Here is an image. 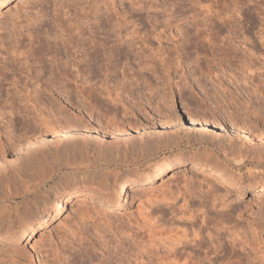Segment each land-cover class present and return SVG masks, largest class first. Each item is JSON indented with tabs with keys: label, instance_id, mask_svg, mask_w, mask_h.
Listing matches in <instances>:
<instances>
[{
	"label": "rangeland",
	"instance_id": "rangeland-1",
	"mask_svg": "<svg viewBox=\"0 0 264 264\" xmlns=\"http://www.w3.org/2000/svg\"><path fill=\"white\" fill-rule=\"evenodd\" d=\"M13 6L11 14L0 19V75L8 72L9 81L13 78L20 81L30 63L31 70L34 68L36 72L45 62L46 65H54L61 57L62 63L71 59L69 62L72 65L78 63L77 67L75 64L74 67L67 65L63 71L66 73L69 67L71 71L68 68L67 72L71 74H67L72 76L61 77L63 81L59 87H65H61L60 94L63 96L58 97L56 107L62 111L57 113V118L61 124L68 120L80 131L90 134L85 139L77 133L73 137L64 136V144H81L84 141L90 149L88 158L76 153L66 164L61 161H66V158H61L50 148L47 138L33 144L25 139L27 136L20 130L26 142L21 141V137L18 142L26 146L18 145L4 155L0 153V264H41L59 252L62 258L64 256L63 260H67L66 263L62 260L63 264H82L80 260L88 257L94 264H99L105 258L98 244L105 238L110 246L116 244L125 249V255H122L126 256L123 257L126 262L123 264H163L160 259L166 254L172 257L174 264H264V187L250 188L257 181L264 182V0H18ZM197 30L204 39L201 42L194 37ZM140 40H144L142 44L147 42L141 46ZM46 42H50V45L46 44L50 47L55 44V49L58 44L59 52L58 49L55 53V49L43 46ZM133 42L146 48L145 54H117L115 47L125 50L126 44ZM40 46L46 48V55ZM35 48H40L38 51L41 53L33 52ZM95 49H103L102 56L107 60L100 62L102 66L99 63L98 66L92 63L83 66L86 53ZM10 54L13 58L23 54V57H18L23 59L21 63L24 61L27 70L24 67L20 70V66L13 64ZM34 55L36 58L47 57L40 58V64L39 58L36 60ZM27 57L28 60L24 59ZM147 58L153 61V65L149 63L152 71L147 67L141 69ZM8 59L12 66L8 64ZM168 59L174 66L170 64L169 71L165 65ZM103 62L108 64L103 65ZM8 68L11 70L8 71ZM21 71L24 74H20ZM87 73L92 77L89 78L93 86L83 81ZM40 75L43 76L42 73ZM217 77L224 82L222 86L225 88L238 89L237 92L232 90V97L235 98L230 102L226 98L230 97L229 92L224 95L220 86L217 91ZM213 79L216 84L211 81ZM64 80L69 81L65 84ZM195 80H202L201 85L207 87L210 96L201 93L202 88ZM207 81L216 86H209L211 83ZM85 87L89 88L88 91ZM67 90H74L71 91L72 107L68 104L71 98L66 95ZM1 94L0 100L3 99ZM206 98L213 99L212 107V100ZM222 98L231 107L223 105ZM1 106L0 102L2 109ZM124 108L137 112L138 117L133 118L132 111ZM115 123H119L120 127ZM106 127L115 131L103 133ZM97 131L98 134H105L108 140L113 136H119L118 139L129 137L128 145H131L119 163L109 167L98 165L96 160L105 155L98 156L91 148L98 144L93 137ZM16 132L14 136H19V131ZM1 140L5 141L4 135ZM12 143L15 144L14 141ZM23 146L26 150L29 146V150L23 152L22 149V154L18 148ZM102 146L109 148L112 145L104 143ZM39 147L45 148L47 164L33 170L19 168L26 154L32 155ZM231 147L235 148L234 151L239 149L238 155L230 153ZM160 158L171 162L184 160L185 164L170 165L153 182L132 184L126 195L112 188L124 174L145 173L148 165ZM193 158L197 166L192 165ZM78 165H83L82 169L74 168ZM98 172L103 177V192L80 186L82 177L91 179ZM216 176L227 184L216 181ZM59 187H68L70 191L80 193L72 196L40 231L30 227L22 234L25 223L35 221L34 214L40 206L34 203L31 210L24 211L21 206L25 198L22 195L17 199L5 197L7 192L29 190L28 199L38 194L44 198L50 192L57 194ZM213 187L211 196L206 195ZM106 194L111 197L109 203L123 205L129 201L130 204L121 208L105 206L103 195ZM13 233L18 234L14 241L6 238ZM182 236L181 241L188 243L192 239V243L184 247L177 244L175 250L169 253L172 243L176 244L172 240ZM135 253L140 255L136 257Z\"/></svg>",
	"mask_w": 264,
	"mask_h": 264
},
{
	"label": "bare ground",
	"instance_id": "bare-ground-1",
	"mask_svg": "<svg viewBox=\"0 0 264 264\" xmlns=\"http://www.w3.org/2000/svg\"><path fill=\"white\" fill-rule=\"evenodd\" d=\"M16 1H18V0H0V19H2L3 17H6V16H8V15H10L11 14V12H12V9L14 8V6H13V4L16 2ZM202 11V10H201ZM209 11V10H208ZM213 11V10H212ZM203 12V11H202ZM201 12V13H202ZM211 12V11H210ZM198 13H200V12H198ZM200 13V14H201ZM215 13V12H214ZM199 14V15H200ZM204 15H205V12L203 13ZM206 14H207V11H206ZM210 15H211V13H210ZM215 15V14H214ZM246 16V15H245ZM245 16H243V17H245ZM173 17V16H172ZM208 17H209V15H208ZM207 17V18H208ZM213 17V16H212ZM234 17V16H233ZM232 17V18H233ZM74 18V17H73ZM119 19V18H118ZM205 19V18H204ZM211 19V18H210ZM166 20V19H165ZM209 20V19H208ZM214 20V19H213ZM215 20H217V19H215ZM244 20V19H243ZM77 21V20H76ZM76 21H75V23H76ZM156 21V20H155ZM168 21H169V19H168ZM179 21V20H178ZM234 21V20H233ZM164 22V21H163ZM212 22V21H211ZM238 22V21H237ZM74 23V24H75ZM78 23H80V22H78ZM78 23H77V25H78ZM157 23V22H156ZM166 23V22H165ZM165 23H164V25H165ZM168 23H170V22H167V24ZM235 23H236V20H235ZM73 24V27L75 26ZM81 24H83V23H81ZM166 24V25H167ZM229 24H230V22H229ZM84 25V24H83ZM234 25V24H233ZM72 26V25H71ZM79 26V25H78ZM230 26V25H229ZM76 27V26H75ZM233 27V26H232ZM83 28V27H82ZM163 28H165V27H163ZM187 28V27H186ZM12 29H14V28H12ZM79 29V28H78ZM242 29V28H241ZM83 30V29H82ZM180 30H183V29H180ZM237 30V29H236ZM85 31V30H84ZM83 32V31H82ZM135 32V31H134ZM178 32V31H177ZM239 32H240V30H239ZM15 33V32H14ZM84 33V32H83ZM83 33H81V34H83ZM93 33V32H92ZM180 33V32H179ZM183 33H185V32H183ZM188 33V32H187ZM189 33H190V31H189ZM201 32L199 31V30H197L196 31V34H194L195 36V39H198L200 42L201 41H203L204 39L203 38H201V34H200ZM237 33V32H236ZM20 34V33H19ZM80 34V33H79ZM89 34H91V33H89ZM247 34V33H246ZM12 35V34H11ZM180 35H181V33H180ZM16 37V36H15ZM82 37H84V36H82ZM93 37H94V35H93ZM140 37V36H139ZM143 37V36H142ZM146 37V36H145ZM171 37V36H170ZM184 37V36H183ZM186 37V36H185ZM17 38V37H16ZM22 38V37H21ZM90 38H92V36L90 37ZM108 38V37H107ZM144 38V37H143ZM158 38V37H157ZM166 38H167V36H166ZM169 38V37H168ZM189 38V37H188ZM12 39H14V38H12ZM24 39V38H23ZM81 39V38H80ZM173 39V38H172ZM203 39V40H202ZM20 40V39H19ZM48 40V39H47ZM46 40V41H47ZM54 40V39H53ZM91 40V39H90ZM109 40V39H108ZM145 40V39H144ZM144 40H140V45L141 46H143L146 42H144V44H142L143 43V41ZM148 40V39H147ZM167 40V39H166ZM171 39H169V41H170ZM18 41V40H17ZM21 41V40H20ZM52 41V40H51ZM55 41V40H54ZM92 41V40H91ZM103 41V40H102ZM14 42V41H13ZM57 42V41H56ZM104 42H106V41H104ZM126 42H127V40H126ZM185 42H188V41H185ZM190 42V41H189ZM50 43V42H49ZM49 43H44L43 44V46L45 45V46H49L50 44ZM58 43V42H57ZM94 43V42H93ZM93 43H92V45H93ZM98 43V42H97ZM101 43V42H100ZM114 43V42H113ZM116 43V42H115ZM119 43V42H118ZM120 43H121V41H120ZM123 43V42H122ZM121 43V44H122ZM202 43H204V42H202ZM16 44V43H15ZM19 44V43H18ZM46 44H49V45H46ZM60 44V43H59ZM76 44V43H75ZM83 44V43H82ZM95 44V43H94ZM119 45V44H117V46H123V45ZM139 43H136V42H133V43H131V44H126L127 45V47H126V49L125 50H122L120 47H115L116 48V52H117V54L118 55H121V54H125V55H128V53H131L132 54V52H135L134 53V55H136V54H140L141 55V52L142 53H144V51H145V49H143L142 47H140L139 45H138ZM149 44V43H148ZM185 44H188V43H185ZM184 44V45H185ZM55 45V44H54ZM53 45V46H54ZM99 45V44H98ZM97 45V46H98ZM114 45V44H113ZM158 45H159V43H158ZM189 45V44H188ZM16 46V45H15ZM42 46V45H41ZM40 46V47H41ZM50 47V48H53V49H55L54 47ZM56 46V45H55ZM58 44H57V48L54 50L55 51V53H57L56 51H57V49H58ZM76 46H77V44H76ZM151 46V45H150ZM180 46V45H179ZM187 46V45H186ZM17 47V46H16ZM80 47V46H79ZM95 47V46H94ZM100 47V46H99ZM103 47H106V46H103ZM125 47V46H124ZM149 47V46H148ZM162 47V46H161ZM165 47V46H164ZM183 47V46H182ZM42 49H40V48H38V49H40L41 51L42 50H44V52H45V55H46V48H43V47H41ZM75 48V47H74ZM114 48V47H113ZM152 48V47H151ZM171 48V47H170ZM188 48V47H187ZM190 48V47H189ZM36 49V48H35ZM38 49H36L35 51H33V52H36V51H38ZM47 49H48V47H47ZM92 49H94L93 48V46H92ZM112 49V48H111ZM142 49H143V51H142ZM7 50V49H6ZM9 50V49H8ZM16 50V49H15ZM32 50H34V49H32ZM39 50V51H40ZM51 50V49H50ZM59 50L60 49H58V52H59ZM64 50H65V48H64ZM101 50H103V49H101ZM101 50H99V49H95V50H93L91 53H86V58H84L83 60H84V62L82 63V65L83 66H89L90 65V63H92V64H95V65H97L98 63H99V66L101 65L102 66V63H100L101 61H103V59H106L107 60V58H105V57H103L102 56V54H103V52L101 53ZM113 50V49H112ZM148 50H151L152 51V49H148ZM161 50V49H160ZM164 50V49H163ZM177 50V49H176ZM183 50V49H182ZM11 51H13V50H11ZM38 51V52H39ZM47 51H49V49L47 50ZM67 51V50H66ZM173 51V50H172ZM181 51V50H180ZM38 52H37V54H38ZM51 52L53 53V51L51 50ZM61 52H62V50H61ZM68 52V51H67ZM67 52H64V54H66ZM86 52V51H85ZM150 52V51H149ZM6 53V52H5ZM39 53H41V52H39ZM50 53V52H49ZM54 53V54H55ZM106 53V52H105ZM151 53V52H150ZM171 52H169V54H170ZM12 54H15V53H12ZM12 54H10V55H12ZM17 54V53H16ZM27 54V53H26ZM29 54V53H28ZM44 54V53H43ZM43 54H42V56H43ZM53 54V56H56V55H54ZM59 54V53H58ZM61 54V53H60ZM71 54V53H70ZM145 54V53H144ZM154 54V53H153ZM164 54V53H163ZM9 55V56H10ZM22 55V57L24 56L23 54H21ZM21 55L19 54L18 56H20L21 57ZM40 55V54H39ZM47 55H48V53H47ZM50 55V54H49ZM147 55V54H146ZM148 55H150V54H148ZM15 56H17V55H15ZM14 56V57H15ZM15 57V58H13V55L11 56L12 58H11V62L14 64V63H16L17 65H18V67L20 68V70H21V68H23L24 67V70H27V69H25L26 68V66H24L23 65V62L21 63V61L23 60H21V59H19V57ZM29 56V55H28ZM31 56V55H30ZM33 56V55H32ZM37 56V55H36ZM42 56H40V58H46V57H42ZM63 56V55H62ZM71 56V55H70ZM77 56V55H76ZM105 56V55H104ZM34 57H35V55H34ZM60 57V56H59ZM58 56H57V58H59ZM66 57H68V55H66ZM84 57V56H83ZM138 57V56H137ZM7 58V57H6ZM31 58V57H30ZM39 57H35V59L37 60ZM40 58H39V60H40ZM54 58H56V57H54ZM53 58V59H54ZM56 58V59H57ZM136 58V57H135ZM151 58V57H150ZM24 59H26V60H28V57L27 58H24ZM63 58L61 57V60H62ZM71 59V58H70ZM148 59V60H147ZM146 60H145V64L143 63V65H142V68L141 69H146V67L149 69V70H151L152 69V67L151 66H149L150 64L149 63H151L152 64V59L150 60L149 58H147ZM176 59V61H177V58H175ZM49 60V59H48ZM57 60L59 61V62H57ZM56 61H55V59H54V61L55 62H57V63H55L54 65H46V62L44 63V64H42L41 66H39V68L41 67V70H37V72L35 71L36 69H34L33 68V66H32V70H31V63L28 65V66H30V67H28V70H27V72L25 73V75H23V76H20L22 79H24V80H22L20 77V79L22 80H20V81H16V80H14V78H13V76H11L13 79L11 80V81H9L7 78H8V76H6V74L8 73H6V74H3L2 76L0 75V93H2L1 95V97L3 98H1L2 100H0V102H1V104H2V111L0 110V129L1 128H3L4 130L3 131H1L0 130V137L2 136V135H4V137H5V141H0V142H2V143H0V145H2L1 146V154H3L4 155V153L5 152H8V151H10V150H14L15 149V147H19L18 145H20V146H22L26 141H24V137L22 138L21 136H22V134H24L25 136H27L25 139H27L28 141H30V142H33V144H37V142L38 141H42V139H48V141H49V143H50V148L53 150V151H55L57 154H58V156H61V158H66V161H64V160H61L62 162H64V163H66V164H68V162H69V160H70V156L71 155H73V157H75L76 156V153H78V156H86L87 158H88V153H89V149H90V147L89 146H87V144H85V142L84 141H82V143L81 144H77V143H74V142H72V143H67V144H64L62 141H63V137L64 136H68V137H73V135L74 134H78L80 137L82 136V139H85V138H87L90 134L89 133H85L83 130L82 131H80L79 129H78V127H76L72 122H68V120L67 121H62L63 123L61 124L60 123V121H59V117L57 118V113L58 112H60V111H62V109H58L57 107H56V105H57V103H59V98H60V96L59 95H61L62 93V89L63 88H61L62 86H64V85H61V87H59V85L61 84V81H63L62 79H64L63 77L65 76V78L66 77H71L72 75H68L67 73H69V72H67L68 71V68H67V70H66V73L65 72H63V71H65V67L67 66V65H69L70 66V64H71V62H69V61H71V60H69V57H68V60L69 61H66L65 60V62L63 61V63L61 62V60L60 59H57ZM106 60H104V61H106ZM144 59H142V61H143ZM164 60V59H163ZM7 61V60H6ZM9 61H10V59H8V64L9 65H11L10 63H9ZM53 61V60H52ZM76 61V60H75ZM80 61V60H79ZM134 61V60H133ZM140 61V60H139ZM168 62H166V70H167V68H168V71L171 69V63H172V60H170V59H168L167 60ZM175 61V62H176ZM186 61V60H185ZM27 62V61H26ZM40 62V64H41V60L39 61ZM44 62V60H42V63ZM49 62H51V61H49ZM73 62V61H72ZM110 62V61H109ZM138 62V61H137ZM141 62V61H140ZM178 62V61H177ZM176 62V64H178L179 66L181 65L180 64V62H178L177 63ZM29 63V62H28ZM27 63V64H28ZM38 63V62H37ZM54 63V62H53ZM52 63V64H53ZM74 63V62H73ZM111 63V62H110ZM134 63V62H133ZM185 63V62H184ZM27 64H25V65H27ZM40 64H38V65H40ZM75 64V63H74ZM73 64V65H74ZM91 64V65H92ZM105 63L103 62V65H104ZM106 64H108V62L106 63ZM105 64V65H106ZM112 64V63H111ZM139 65H140V63H138ZM137 64V65H138ZM142 64V63H141ZM171 64V65H170ZM175 64V63H174ZM4 65V64H3ZM72 64H71V67L73 66ZM79 64L78 63H76L74 66H78ZM153 65V64H152ZM164 65V64H163ZM8 66V65H7ZM6 66V67H7ZM12 66V65H11ZM14 66V68H15V65H13ZM73 66V67H74ZM98 66V65H97ZM160 66H161V64H160ZM173 66V65H172ZM176 66V65H175ZM9 67V66H8ZM75 67V68H76ZM80 67H82L81 65H80ZM93 67V66H92ZM106 67V66H105ZM104 67V68H105ZM137 67V66H136ZM155 67V66H154ZM164 67V66H163ZM13 68V69H14ZM18 68V69H19ZM37 68V67H36ZM83 68V67H82ZM91 68V67H90ZM100 68H102V67H100ZM108 68V67H107ZM173 68H174V66H173ZM9 69L11 70V68H8L7 70L9 71ZM81 69V68H80ZM147 69V70H148ZM225 69V68H224ZM15 70V69H14ZM17 70V69H16ZM33 70H34V72H33ZM69 70H70V68H69ZM82 70V69H81ZM91 69H89V72L91 73V71H90ZM101 70H103V68L101 69ZM107 70V69H106ZM133 70V69H132ZM156 70V69H155ZM19 71V70H18ZM23 71V70H22ZM21 71V73L20 74H22L23 72ZM71 71V70H70ZM84 71H85V69H84ZM144 71V70H143ZM152 71V70H151ZM167 71V74H168V76H169V72ZM16 72V71H15ZM14 71H13V73H14V75H16V73H15ZM137 72V71H136ZM139 72V71H138ZM148 72V71H147ZM214 72V71H213ZM212 72V73H213ZM4 73V72H3ZM10 73H11V71H10ZM43 74V76L42 75H40V74ZM1 74V73H0ZM24 74V73H23ZM69 74H71V72L69 73ZM134 74V73H133ZM153 74H154V72H153ZM179 74V73H178ZM8 75V74H7ZM18 75V74H17ZM64 75V76H63ZM68 75V76H67ZM183 75V74H182ZM205 75V74H204ZM207 75V74H206ZM92 76H93V74H92ZM208 76H210V75H208ZM213 76H215V75H213ZM216 76H217V74H216ZM17 77V76H16ZM15 77V78H16ZM41 77H43L44 79H42ZM61 77H62V79H61ZM85 77V76H84ZM89 77H91V76H89V73H87V77H85V79L83 78V81H84V83L85 84H87V83H91V81H90V78ZM196 77V76H195ZM89 78V79H88ZM131 78V77H130ZM157 78H158V75H157ZM231 78V77H230ZM61 79V80H60ZM69 79V78H68ZM91 79H92V77H91ZM159 79V78H158ZM196 79V78H195ZM202 79V78H201ZM207 79V78H206ZM212 79V78H211ZM217 79V81H218V79H219V77H217L216 78ZM221 79V78H220ZM219 79V83H217L218 85L216 86L215 84V82H217V81H214V79L213 80H211V81H214V83L212 82L211 83V81H207L208 83H211L209 86H211V85H213L214 87L216 86V88L218 89L219 88V86H220V91L222 90V92H224V95H226L225 94V92H229L230 94H229V96L230 97H226V96H224V98L226 97V98H228L227 100H229L228 102H230L233 98H235V96L234 97H232L233 95H232V90L230 89V87H227L226 86V88L224 87V86H222V84L224 83V82H222V80H220ZM232 79V78H231ZM234 79V78H233ZM121 80H123V79H121ZM205 80V79H204ZM228 80V79H227ZM69 80H64V83L66 84V82H68ZM196 81V84L200 87V88H202V90L201 91H203V92H201L202 94H204L206 97H208V96H210V95H208V92H207V87L206 86H204V85H201L202 83H201V81L200 80H195ZM195 81H193V82H195ZM237 81V80H236ZM205 82V81H204ZM203 82V83H204ZM230 82V81H229ZM228 82V83H229ZM82 84H83V82H82ZM92 84V86H93V83H91ZM189 84V83H188ZM226 84V83H225ZM231 84H233V83H231ZM237 84V83H236ZM243 84V83H242ZM246 84H248V83H246ZM251 84V83H250ZM84 85V84H83ZM89 85V87L91 86L90 84H88ZM185 85H186V83H185ZM190 85H191V83H190ZM224 85V84H223ZM230 85V84H229ZM238 85V84H237ZM236 85V86H237ZM241 85V84H240ZM252 85V84H251ZM6 86H8V87H6ZM67 86V85H66ZM85 86V85H84ZM187 86V85H186ZM213 86H212V88H213ZM244 86H245V84H244ZM65 87V86H64ZM68 87V86H67ZM83 87V86H82ZM132 87V86H131ZM151 87V86H150ZM188 87V86H187ZM222 87L224 88V89H222ZM246 87V86H245ZM86 88V90L87 89H89V88H87V87H85ZM130 88V87H129ZM134 88V87H133ZM153 88V87H152ZM66 89V88H65ZM81 89V88H80ZM210 89V88H209ZM213 89H215V88H213ZM216 89V90H217ZM219 89L217 90V91H219ZM249 89V88H248ZM76 90V89H75ZM132 90V89H131ZM150 90V89H149ZM235 91L236 90H238L237 88L236 89H234ZM233 90V91H234ZM240 90V89H239ZM72 90H67L66 91V95L68 96V97H70L71 99H70V101H69V103L68 104H71L70 102H71V100H72V92L74 91H72ZM83 91V90H82ZM88 91V90H87ZM108 91V90H107ZM210 91H211V89H210ZM209 91V93H211ZM216 91V92H217ZM77 92V91H76ZM84 92V91H83ZM153 92V91H152ZM182 92V91H181ZM214 92V91H213ZM237 92V91H236ZM61 93V94H60ZM65 93V92H64ZM78 93V92H77ZM109 93V92H108ZM151 93V92H150ZM193 93V92H192ZM219 93V92H218ZM238 93H239V91H238ZM74 94V93H73ZM148 94H149V92H148ZM196 94V93H195ZM214 94V93H213ZM213 94H211V95H213ZM221 94V93H220ZM75 95V94H74ZM80 95V94H79ZM217 95V94H216ZM238 95V94H237ZM63 95H61V97H62ZM66 96V98L68 99V97ZM116 96V95H115ZM115 96H114V98H115ZM118 96V95H117ZM59 97V98H58ZM76 97V96H75ZM112 97V96H111ZM140 97V96H139ZM146 97V96H145ZM149 97V96H148ZM151 97V96H150ZM215 97V96H214ZM221 97V96H220ZM223 97V96H222ZM76 98H78V97H76ZM113 98V97H112ZM113 98V99H114ZM152 98V97H151ZM224 98H222V101H224L222 104L223 105H225L227 102H225V100H226V98H225V100H224ZM63 99V98H62ZM66 99V100H67ZM112 99V100H113ZM118 100H121V98L119 99V98H117ZM215 99V98H214ZM65 100V101H66ZM117 100V101H118ZM202 100V99H201ZM206 100H212L211 101V105H210V107H212L214 104L212 103V102H214L213 101V99H211V98H206ZM217 100L218 99H215V102H217ZM116 101V100H115ZM151 101V100H150ZM74 102V101H73ZM233 102H235V100L233 101ZM66 103V104H67ZM209 103H210V101H209ZM219 105H220V103H219V101L217 102ZM74 104V103H73ZM213 104V105H212ZM231 104V103H230ZM229 104V105H230ZM237 104V101L235 102V105ZM48 105L50 106V107H48ZM126 105V104H125ZM217 105V104H216ZM218 105V106H219ZM227 105V104H226ZM225 105V106H226ZM232 105V104H231ZM59 106V105H58ZM69 106H73L72 104L71 105H69ZM68 106V107H69ZM133 106H134V104H133ZM221 107H223L222 105H220ZM228 106V105H227ZM233 106H234V103H233ZM62 107V106H61ZM63 107H64V105H63ZM125 107V106H124ZM131 108H132V106H130ZM135 107H138V106H135ZM209 107V108H210ZM228 107H231V106H228ZM227 107V108H228ZM236 107V106H235ZM234 107V108H235ZM49 108V109H48ZM60 108V107H59ZM226 108V109H227ZM233 108V109H234ZM237 108V107H236ZM235 108V109H236ZM67 109V108H66ZM68 109H70V108H68ZM125 110H126V108H124ZM128 109L129 108H127V110L126 111H128ZM132 109H134V107L132 108ZM135 109H137V108H135ZM216 108L214 107V109L213 110H215ZM221 110L223 109V110H225L224 108H220ZM229 109H232V108H229ZM232 109V110H233ZM124 110V111H125ZM129 110H131V109H129ZM145 110V109H144ZM143 110V111H144ZM217 110H218V107H217ZM64 111V110H63ZM70 111V110H69ZM126 111H125V113H126ZM132 111V110H131ZM139 111V110H138ZM142 110H140L139 112H141ZM146 111V110H145ZM216 111V110H215ZM67 112V111H66ZM217 112V111H216ZM231 112V111H230ZM132 113V115H133V118L135 117V119L138 117V115H137V112L135 113L134 111H132L131 112ZM220 113V112H219ZM52 114V115H51ZM130 114V113H129ZM139 114V113H138ZM215 114V113H214ZM217 114V113H216ZM231 114V113H230ZM49 115H51V117L49 116ZM59 115V114H58ZM22 117H24V118H22ZM133 118H131V119H133ZM130 119V120H131ZM134 119V120H135ZM172 120V119H171ZM116 124V123H115ZM114 124V125H115ZM214 124V123H213ZM118 125H119V123H118ZM117 124L115 125V126H118ZM131 125V124H130ZM129 125V126H130ZM80 126V125H79ZM128 126V125H127ZM132 126V125H131ZM130 126V127H131ZM216 126V125H215ZM120 126H118V128H119ZM130 127H127L128 128V130H130L131 128ZM115 129H117V127H114ZM132 128H133V126H132ZM11 130V131H10ZM20 130L22 131V134H20ZM127 129H126V131H128ZM16 131H19V136L17 135V136H14L15 134H14V132H16ZM115 130H113V131H110V130H108L107 129V127H106V129L104 130V132L103 133H107V134H109V133H113ZM120 131H122V130H120ZM98 132L99 131H97V133H94V135H93V137L95 138V140H97V142H98V144H96L94 147L92 146L91 148L94 150V152H95V154H97L98 156H103V155H105L104 157H100V158H98L96 161H99V163H98V165L100 166V167H109V166H111L112 164H117V163H119L121 160H120V158H121V156L122 155H125L126 154V151L127 150H129V147H130V145H128V143H129V137H127L126 138V136H125V138L123 139L122 138V136H121V139H118L119 138V136L117 137V136H113V139L111 138V140H108V139H106V135L105 134H98ZM125 134H126V132L125 131H123ZM121 133V132H120ZM7 134V135H6ZM16 134H17V132H16ZM124 134V135H125ZM123 135V136H124ZM247 135V134H246ZM245 135V137H247L248 138V135L246 136ZM17 137H19V138H17ZM20 137L22 138L21 139V141H24V143H21V142H18V140H20ZM85 137V138H84ZM115 137H117V138H115ZM246 138V139H247ZM250 138V137H249ZM249 138H248V140H249ZM4 140V139H3ZM14 141V143L15 144H13L12 142ZM12 141V142H11ZM250 141V140H249ZM67 142V141H66ZM120 142V143H119ZM21 143V144H20ZM64 145H63V144ZM104 143H109V144H111L112 146L111 147H109V148H104L102 145L104 144ZM122 143V144H121ZM16 145V146H15ZM25 145V144H24ZM121 145V146H120ZM126 145V146H125ZM128 145V146H127ZM26 146V145H25ZM25 146H23V147H20V148H18L19 149V153L21 152V150L23 149V152H25V150L26 149H24L25 148ZM39 146V145H38ZM36 147V146H35ZM136 147V146H135ZM143 147V146H142ZM134 148V147H133ZM17 149V148H16ZM135 149V148H134ZM137 149V148H136ZM234 147L232 148H230V153L232 152H234V153H238V150H236V151H234ZM27 150H29V146H27ZM26 150V151H27ZM33 149L31 148V151H32ZM131 151V150H130ZM17 152V153H18ZM23 152H21L22 154H23ZM18 153V154H19ZM28 153V152H27ZM135 153V152H134ZM240 153V152H239ZM0 154V155H1ZM6 154V153H5ZM29 154V153H28ZM45 155H46V151H45V148H43V147H39V148H37L36 150H35V152L34 153H32V155H27L26 154V156H25V159L22 161V164H21V167H19V168H24V169H26V170H33L34 168H36V167H41V166H45L46 164H47V159H46V157H45ZM238 155V154H237ZM6 156V155H5ZM126 156V155H125ZM1 157V156H0ZM19 158V157H18ZM4 159V158H3ZM1 161V160H0ZM20 161V160H19ZM208 161V160H207ZM206 161V162H207ZM254 161V160H253ZM124 162V161H123ZM3 163V162H2ZM172 164H175V165H177V166H182V165H184L185 164V161L184 160H179V161H175V162H171L169 159H166V158H160V159H157V160H154V161H152L149 165H148V167H147V169H146V171H145V173H134V172H128V173H126V174H124L123 176H122V179L119 181V183L117 184V185H114V186H112V188L113 189H117V191L119 192V194H123V195H126V193H127V191H128V188L132 185V184H137V183H140V182H145V183H149V182H153L154 180H155V178H156V176L158 175V174H160L162 171H164V170H166L170 165H172ZM192 165H194V166H197L198 164H197V162H196V159L195 158H193L192 159ZM82 167H83V165L81 166V165H78V167H74L75 169H82ZM85 167H87L88 168V166L86 165ZM98 174H99V172H98ZM96 174L95 175V177H93V178H91V179H88V177L86 176V177H82L81 179H80V186L84 189V188H86V187H89L90 189H92L93 191H95V192H98V191H102L103 192V188L105 187V185H103L104 184V181H103V177H102V174ZM107 176V175H106ZM144 176V177H143ZM47 177V176H46ZM90 178V177H89ZM46 179V178H45ZM45 179L43 180V182L45 181ZM216 181H219V182H221V183H226L227 184V182L224 180V179H222L221 177H219V176H216ZM42 182V183H43ZM90 183V184H89ZM1 184H2V182H1ZM254 185H251L252 187H250V188H252V189H258V188H262V187H264V182H262V181H257L256 183H253ZM200 185V184H199ZM229 185H232V187H237V185H233V184H229ZM201 186V185H200ZM38 187V186H37ZM28 188V187H27ZM60 188V190L57 192V194L56 193H52V192H50V193H48L47 195H45L44 196V198H43V196H42V194H38V195H35V197L34 198H31V199H28L29 197H28V195H30V191L29 190H24L23 192H16V193H9V192H7L8 194H6L5 195V197H14V198H16V197H18V196H20V195H22L25 199H24V201H23V206H21L22 207V209H23V207H24V211H28V210H31V206L35 203V204H39V206H40V208H39V210L34 214V220L35 221H27L26 223H25V227L24 228H22V234H23V232L27 229V228H33V230H35V231H40L45 225H47L48 223H49V221L50 220H52L57 214H58V212L59 211H61L62 209H63V207H64V205H66L67 204V202H68V200L70 199V198H72V196H75V195H77V194H79L80 192L79 191H77V190H74V191H70L69 190V188L67 187H59ZM213 189H215V187H213L211 190H208L207 192H206V195H209V196H211L210 194L213 192ZM216 191V190H215ZM214 191V192H215ZM59 193V194H58ZM200 193V192H199ZM180 194V193H179ZM205 195V196H206ZM104 196V198H106V201L103 203L105 206H109L110 208L112 207V208H115L116 206H118L117 208H121V207H125V206H127L128 204H130L129 203V201H126V202H124L123 203V205H115V204H112V203H109L110 202V199H111V197L109 196V194H106V195H103ZM27 198V199H26ZM206 198V197H205ZM17 199V198H16ZM33 208V207H32ZM105 208V207H104ZM184 208V207H183ZM107 209V208H106ZM22 210V211H23ZM23 211V212H24ZM19 212V211H18ZM181 212V211H180ZM2 214V213H1ZM186 214V213H185ZM23 215V214H22ZM88 216V215H87ZM82 217H84V218H87V217H85V215H83ZM89 218H91V217H89ZM88 218V219H89ZM87 219V220H88ZM93 219V218H92ZM80 220H81V218H80ZM86 220V221H87ZM145 221V220H144ZM82 222V221H81ZM93 224H94V222H92ZM148 223V222H147ZM177 223V222H176ZM81 224H83V223H81ZM86 224V223H85ZM95 225V224H94ZM189 225H190V222H189ZM150 228V227H149ZM194 228V227H193ZM21 230V229H20ZM169 230V229H168ZM201 230V229H200ZM191 231H193L194 232V230H191ZM20 232V231H19ZM166 232V231H165ZM164 232V233H165ZM186 232V231H185ZM193 232H191V233H193ZM123 233V232H122ZM153 233H155V232H153ZM162 234V233H161ZM184 235V237L186 236V234L185 233H183ZM193 234H196V233H193ZM198 234V233H197ZM196 234V235H197ZM238 234V233H237ZM160 235V234H159ZM18 236V234H11V235H9L8 237H6L7 239L9 238V239H11V240H13L14 241V239L16 238ZM71 236V235H70ZM157 236V235H156ZM183 236L181 237V239H173L172 241H174V243H176V244H173L172 243V247L168 250L169 251V253H171V252H173L174 250H175V246H177V244H182V246L184 247L186 244H188V243H192V242H190V241H192V239H189V242L188 243H185V242H183V241H181L182 240V238H183ZM192 236H194V235H192ZM102 237V236H101ZM147 237V236H146ZM198 236H196V238H197ZM0 238H1V236H0ZM3 238V237H2ZM97 238H98V236H97ZM195 238V237H194ZM106 239V238H105ZM105 239H104V241L102 240V241H98L100 244H98L99 245V247H100V249L103 251V254H102V257H103V261H100V263H104V264H123V263H125L124 262V258L126 257H124L123 255H125V253H124V250L123 249H121V248H119V246L118 245H116L115 244V246H110L109 245V243H108V241L106 240L105 241ZM148 239V238H147ZM5 240V239H4ZM92 241V240H91ZM185 241V240H184ZM188 241V240H187ZM186 241V242H187ZM154 242V241H153ZM233 242H234V240H233ZM134 243V242H133ZM151 243V242H150ZM94 244V243H93ZM122 244V243H121ZM152 244H150V246H151ZM174 245V246H173ZM191 245V244H190ZM232 245V244H231ZM93 247H95V244L94 245H92ZM169 246H171V245H169ZM181 246V245H180ZM235 246V245H234ZM133 247V246H132ZM139 248V247H138ZM163 248V247H162ZM105 249V250H104ZM140 249V248H139ZM168 249V248H167ZM166 249V250H167ZM91 250V249H90ZM127 250V249H126ZM88 251V250H87ZM138 251V250H137ZM164 251V250H163ZM177 251V250H176ZM86 252V251H85ZM132 252V251H131ZM60 253L61 252H59L57 255H53V257L51 258V259H45V260H43L42 261V263L41 264H63L65 261H67L66 259L65 260H63V258H64V256H63V258H62V256L60 255ZM124 253V254H123ZM168 253V252H167ZM45 254V253H44ZM66 254V253H65ZM123 254V255H122ZM131 254V253H130ZM138 254V253H137ZM154 254V253H153ZM157 254V253H156ZM176 254V253H175ZM140 255V254H139ZM139 255H136V253H135V256L137 257V256H139ZM167 255V254H166ZM165 255V257H162L160 260L162 261V263L163 264H174V263H172L174 260L172 259V257H170V255H167L166 256ZM133 256V255H132ZM158 256V255H157ZM85 257V256H84ZM124 257V258H123ZM141 257V256H140ZM82 258V257H81ZM173 258H175V257H173ZM68 259V258H67ZM135 259V258H134ZM64 261L63 263L61 262V261ZM69 260V259H68ZM173 260V261H172ZM81 262H82V264H94L93 262H92V260H90V258L88 257V258H86V259H83V260H80ZM79 261V262H80ZM133 261V260H132ZM140 261V260H139ZM66 263V262H65ZM74 263V262H73ZM99 263V264H100ZM186 264H188V263H186Z\"/></svg>",
	"mask_w": 264,
	"mask_h": 264
}]
</instances>
